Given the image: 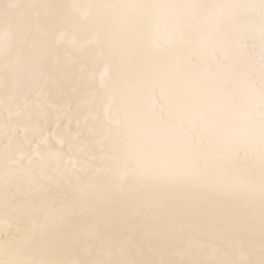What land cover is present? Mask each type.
Segmentation results:
<instances>
[{
    "label": "snow or ice",
    "instance_id": "1",
    "mask_svg": "<svg viewBox=\"0 0 264 264\" xmlns=\"http://www.w3.org/2000/svg\"><path fill=\"white\" fill-rule=\"evenodd\" d=\"M152 194L264 264V0H0V264H172Z\"/></svg>",
    "mask_w": 264,
    "mask_h": 264
},
{
    "label": "water",
    "instance_id": "2",
    "mask_svg": "<svg viewBox=\"0 0 264 264\" xmlns=\"http://www.w3.org/2000/svg\"><path fill=\"white\" fill-rule=\"evenodd\" d=\"M105 67V63H101L95 70L97 84ZM67 91L68 96L62 97L61 101L76 112L81 121L89 119L91 103L89 91L81 90L75 83L68 85ZM135 205L142 208L136 224L137 228L142 232L155 231L161 240L176 238L170 257L172 264H220V261L226 257V249L229 247L233 249L235 258L243 261L256 247L253 240L243 232L229 231L221 235L218 230L205 231L174 225L175 211L162 196L145 195L137 199ZM161 228H163L162 231ZM128 230L131 231L130 226ZM125 242L137 243L130 236L125 239ZM256 259L258 264V254Z\"/></svg>",
    "mask_w": 264,
    "mask_h": 264
}]
</instances>
